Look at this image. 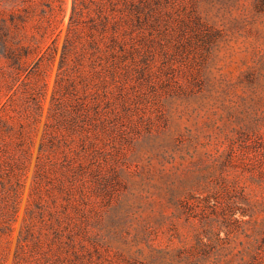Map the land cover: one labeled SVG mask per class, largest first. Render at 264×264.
Wrapping results in <instances>:
<instances>
[{
  "label": "rangeland",
  "instance_id": "1",
  "mask_svg": "<svg viewBox=\"0 0 264 264\" xmlns=\"http://www.w3.org/2000/svg\"><path fill=\"white\" fill-rule=\"evenodd\" d=\"M19 1L0 0V15ZM65 9L40 52L55 51L31 74L38 114H25L30 98L13 99L14 129L32 120L26 141L6 142L5 160L24 147L27 167L20 183L7 164L2 170L10 189L0 207L10 195L17 202L12 229L0 238L2 264H12L30 199L70 0ZM165 10L151 41L149 81L128 83L117 140L107 146L91 211L96 264H264V0H167ZM15 83L0 57L1 101Z\"/></svg>",
  "mask_w": 264,
  "mask_h": 264
},
{
  "label": "trees",
  "instance_id": "2",
  "mask_svg": "<svg viewBox=\"0 0 264 264\" xmlns=\"http://www.w3.org/2000/svg\"><path fill=\"white\" fill-rule=\"evenodd\" d=\"M65 3L20 0L0 15V57L8 62L16 82L6 99L0 98L2 197L10 189L1 175L5 165L16 183L21 182L27 167L24 147L16 157L5 160L11 154L6 142L12 138L26 141L24 125L32 120L21 118L19 129H14L10 120L11 112L16 111L13 99L30 98L27 102L32 105L25 114H38L41 104L31 74L46 51H55L54 45H48L40 52L45 36L63 21ZM165 3L167 0H70L30 199L12 264L97 263L99 245L96 236L92 240L91 226L98 221L91 211L97 209L103 190L104 170L111 157L107 146L111 148L117 140L129 99L128 83H137L139 77L149 81L151 41L166 11ZM33 56L38 58L34 64ZM5 200L10 205L0 207V238L11 231L17 212L16 199L10 195Z\"/></svg>",
  "mask_w": 264,
  "mask_h": 264
}]
</instances>
